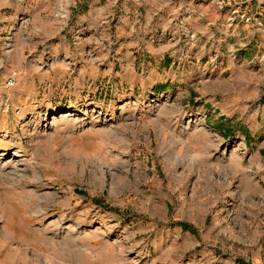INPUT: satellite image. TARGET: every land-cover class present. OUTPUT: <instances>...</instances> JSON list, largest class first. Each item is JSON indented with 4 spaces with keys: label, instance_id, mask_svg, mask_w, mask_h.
Here are the masks:
<instances>
[{
    "label": "rangeland",
    "instance_id": "1",
    "mask_svg": "<svg viewBox=\"0 0 264 264\" xmlns=\"http://www.w3.org/2000/svg\"><path fill=\"white\" fill-rule=\"evenodd\" d=\"M166 1L0 0V264H264V54L197 61Z\"/></svg>",
    "mask_w": 264,
    "mask_h": 264
},
{
    "label": "crops",
    "instance_id": "2",
    "mask_svg": "<svg viewBox=\"0 0 264 264\" xmlns=\"http://www.w3.org/2000/svg\"><path fill=\"white\" fill-rule=\"evenodd\" d=\"M216 2V0H171L172 6L170 7L168 4L162 5L159 11L160 15L157 14L159 15L158 19L162 18L160 28L163 29L162 32L167 31L172 33V36H176L178 40L175 41V44L179 43L180 36H183V33L192 34L194 39L190 41L189 50L194 52L195 57L193 58H196L197 61L204 56H208L211 51L226 52L228 49L235 48L242 54L240 65L234 68V66H229L230 63L227 60V62L221 63L218 68L224 69L222 73L230 70V74L237 71V75H244L246 73L245 67L254 63L257 55L264 54V33L261 30H254L243 24H240V26L237 24L235 27L232 24H228V12L216 9L214 7ZM253 3L256 4L258 1L256 0ZM147 26H149L148 22L144 24L143 28L152 33L147 29ZM236 28H238L237 37L234 34ZM161 46L164 49L160 50L158 55L167 51L166 46L168 44L163 43ZM254 52L255 56L252 57ZM170 54L167 55V58L173 57L174 60V53ZM163 57L164 55H161L160 60ZM163 60L168 61L166 59ZM207 64L208 60H206V65H204L206 69H208ZM263 113L264 111L261 115Z\"/></svg>",
    "mask_w": 264,
    "mask_h": 264
},
{
    "label": "trees",
    "instance_id": "3",
    "mask_svg": "<svg viewBox=\"0 0 264 264\" xmlns=\"http://www.w3.org/2000/svg\"><path fill=\"white\" fill-rule=\"evenodd\" d=\"M230 134V132H229ZM229 134H227V136H229ZM96 205H99L98 203ZM180 226H182L183 230H186V231H190L191 233L194 234V230L193 229H190V227L186 224H183V223H179Z\"/></svg>",
    "mask_w": 264,
    "mask_h": 264
},
{
    "label": "built area",
    "instance_id": "4",
    "mask_svg": "<svg viewBox=\"0 0 264 264\" xmlns=\"http://www.w3.org/2000/svg\"><path fill=\"white\" fill-rule=\"evenodd\" d=\"M13 77L15 76V73H14V75H12ZM13 77H10L9 79H8V84H10L11 85V83L13 82Z\"/></svg>",
    "mask_w": 264,
    "mask_h": 264
}]
</instances>
